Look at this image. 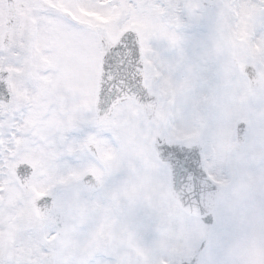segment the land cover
Returning a JSON list of instances; mask_svg holds the SVG:
<instances>
[{
  "label": "snow or ice",
  "instance_id": "snow-or-ice-1",
  "mask_svg": "<svg viewBox=\"0 0 264 264\" xmlns=\"http://www.w3.org/2000/svg\"><path fill=\"white\" fill-rule=\"evenodd\" d=\"M0 264H264V0H0Z\"/></svg>",
  "mask_w": 264,
  "mask_h": 264
}]
</instances>
